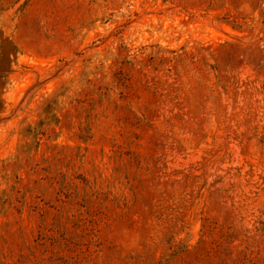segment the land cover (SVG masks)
I'll use <instances>...</instances> for the list:
<instances>
[{
  "label": "rangeland",
  "instance_id": "rangeland-1",
  "mask_svg": "<svg viewBox=\"0 0 264 264\" xmlns=\"http://www.w3.org/2000/svg\"><path fill=\"white\" fill-rule=\"evenodd\" d=\"M0 264H264V0H0Z\"/></svg>",
  "mask_w": 264,
  "mask_h": 264
}]
</instances>
